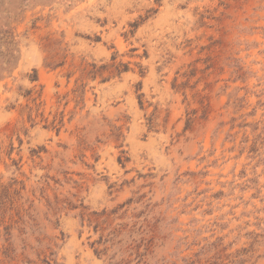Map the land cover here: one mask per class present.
<instances>
[{
  "label": "rangeland",
  "instance_id": "rangeland-1",
  "mask_svg": "<svg viewBox=\"0 0 264 264\" xmlns=\"http://www.w3.org/2000/svg\"><path fill=\"white\" fill-rule=\"evenodd\" d=\"M0 264H264V0H0Z\"/></svg>",
  "mask_w": 264,
  "mask_h": 264
}]
</instances>
